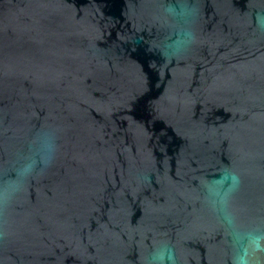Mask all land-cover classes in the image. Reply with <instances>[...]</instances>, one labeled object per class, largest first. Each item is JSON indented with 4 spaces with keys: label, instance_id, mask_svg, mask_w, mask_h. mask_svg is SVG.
Masks as SVG:
<instances>
[{
    "label": "water",
    "instance_id": "95a60500",
    "mask_svg": "<svg viewBox=\"0 0 264 264\" xmlns=\"http://www.w3.org/2000/svg\"><path fill=\"white\" fill-rule=\"evenodd\" d=\"M0 264H264V0H0Z\"/></svg>",
    "mask_w": 264,
    "mask_h": 264
}]
</instances>
